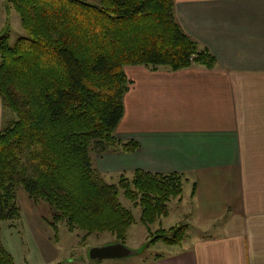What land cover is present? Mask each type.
Segmentation results:
<instances>
[{"label":"trees","instance_id":"trees-1","mask_svg":"<svg viewBox=\"0 0 264 264\" xmlns=\"http://www.w3.org/2000/svg\"><path fill=\"white\" fill-rule=\"evenodd\" d=\"M3 6L17 12L24 34L9 42L8 26L0 32V99L15 115L0 130V230L2 221L17 224L22 187L52 208L54 229L63 221L70 231H108L124 242L136 219L119 200L121 191L140 208L147 244L180 243L186 223L153 230L150 224L182 194V174L135 169L108 183L89 154L138 146L115 135L128 90L124 65H215L176 21L173 0H5ZM0 264H15L1 234Z\"/></svg>","mask_w":264,"mask_h":264},{"label":"crops","instance_id":"crops-1","mask_svg":"<svg viewBox=\"0 0 264 264\" xmlns=\"http://www.w3.org/2000/svg\"><path fill=\"white\" fill-rule=\"evenodd\" d=\"M173 3L180 27L216 63L177 70L125 65L128 90L115 135L138 146L100 153L93 165L100 174H182L181 199L164 217L175 213L188 226L180 243L121 264H264V0ZM2 5L0 31L8 14ZM4 119L0 99V130ZM29 201L18 203L16 225L2 221L1 240L15 264H44L45 248L55 250L51 229L40 202ZM24 237L33 245L25 247ZM103 262L69 257L54 264H114Z\"/></svg>","mask_w":264,"mask_h":264},{"label":"rangeland","instance_id":"rangeland-1","mask_svg":"<svg viewBox=\"0 0 264 264\" xmlns=\"http://www.w3.org/2000/svg\"><path fill=\"white\" fill-rule=\"evenodd\" d=\"M4 1L5 0H3V2ZM86 1L97 2V0H86ZM2 7H3V9H2L3 14L5 15V8L3 5H2ZM7 13H8L7 14V21H6L5 26L7 25L8 29H9V40L8 41L13 42L18 36L24 34V31L21 27L17 12L13 8H10ZM5 114H6V120L5 119L4 120H5V122L7 121V123L11 119L15 118L14 113L11 112L6 107H5ZM89 154H90V158H91L92 165H93L95 163V159L97 158V155L100 153H97L95 151L90 150ZM93 167H94V165H93ZM132 173H133V171L131 173H124L123 172L120 174H114V173L100 174V172H99L100 176L108 183H116L118 181L120 175H124L126 177H131ZM182 191H183V189H182ZM16 193H17V203H19L22 207H24V205L29 206L30 204H32L29 201V200L32 201V199H30L27 196L26 192L23 190L22 187H18ZM181 195L179 197H175V198L170 199V201L168 202V205L171 208V210H173L172 207L177 206V203L174 199H181ZM119 200L121 201V203L124 206H126L127 208L132 210L134 217L136 219L128 227L124 243L130 248H137L140 246H143V247L139 252L131 254L129 256H124L122 258L121 257L100 258L97 260H89L87 258V256H86L87 247L89 245L95 244V243L110 242V241L115 239L114 235L108 231L93 232V233H90L87 235H83L85 233L84 230L76 229V230L70 231L66 228L63 221L58 222L57 229H54L49 223V220H51L52 214H53L52 208L47 203H45L43 201H38V202H40V206H41V207H38V210H40L48 218V219H46V222L50 226L51 234H52V240H53L52 245L55 249V250H53L50 247L45 248V249L49 250V255H50L49 262H50V264H54L57 261L64 262L69 257H73L76 259L77 258H84L88 261H99V260L105 261V262L106 261H112V262H106V263L121 264V263L128 262L132 259L135 260V259H139L142 257L149 256V255L154 254V253H161V252H163L169 248V244L164 242L162 239H158L156 241H153V242H150L149 244H147L148 240H149V236H148L149 232H148L147 227L138 220L139 213H140L139 206L134 207L132 205V203L122 195L121 191L119 193ZM177 202H179V201H177ZM178 219H179L178 217H175V213H170L167 217H159L158 219H156L153 223L150 224V228L153 230V229L157 228L159 225L169 226V225L174 224L176 222L177 223L183 222V223H186L188 226V223L185 222V218L181 219V221H179V222L177 221ZM19 228H24V226L21 225V226H19ZM2 234L3 235L5 234V224H3V227H2ZM24 238L26 239L27 237H24ZM27 240L28 241L24 242V244H23L25 247H27V245H29V246L33 245V243L30 241L29 238H27ZM144 244H146V245H144ZM36 245H37V238L34 237V246H36ZM34 251H35V247H34ZM41 255H45V254L42 252ZM15 256H16V259L18 260L19 258H18L17 250L15 251ZM34 256H35L34 257V262H35L38 257H37V254H35V253H34ZM54 258H56V259L54 260ZM49 262L44 263V264H49ZM105 262H103V263H105Z\"/></svg>","mask_w":264,"mask_h":264},{"label":"water","instance_id":"water-1","mask_svg":"<svg viewBox=\"0 0 264 264\" xmlns=\"http://www.w3.org/2000/svg\"><path fill=\"white\" fill-rule=\"evenodd\" d=\"M3 33L4 32L0 33V39L2 38ZM142 247L143 246L130 248L123 241L114 239L110 242L95 243L89 245L86 250V255L90 260H97L100 258L124 257L139 252Z\"/></svg>","mask_w":264,"mask_h":264}]
</instances>
